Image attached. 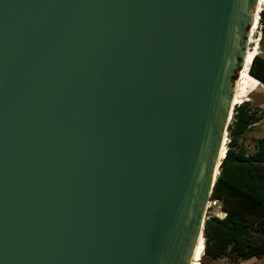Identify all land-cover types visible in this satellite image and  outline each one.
I'll use <instances>...</instances> for the list:
<instances>
[{"label": "water", "instance_id": "95a60500", "mask_svg": "<svg viewBox=\"0 0 264 264\" xmlns=\"http://www.w3.org/2000/svg\"><path fill=\"white\" fill-rule=\"evenodd\" d=\"M256 1L0 0V264H189Z\"/></svg>", "mask_w": 264, "mask_h": 264}, {"label": "trees", "instance_id": "16d2710c", "mask_svg": "<svg viewBox=\"0 0 264 264\" xmlns=\"http://www.w3.org/2000/svg\"><path fill=\"white\" fill-rule=\"evenodd\" d=\"M260 42L264 44V7L259 13ZM248 72L264 83V57L256 54ZM258 109L246 100L233 109L227 126V147L211 197L220 201L222 218L210 216L203 228V255L211 259L244 260L264 255V133L252 147L243 144ZM198 260V261H199Z\"/></svg>", "mask_w": 264, "mask_h": 264}, {"label": "bare ground", "instance_id": "6f19581e", "mask_svg": "<svg viewBox=\"0 0 264 264\" xmlns=\"http://www.w3.org/2000/svg\"><path fill=\"white\" fill-rule=\"evenodd\" d=\"M264 7V0H257L255 9L253 11V20L251 22V26L248 33V39H247V49L245 51V54L243 56V60L241 63V67L238 70L237 78L234 82V88H233V94L230 101V111L229 116L232 114L231 109L233 111L235 107V99L242 97V93L245 90V87L249 86L254 88L256 86V83L258 79L254 76H252L249 72V65L251 63L252 58L256 55V49L258 48V41H259V13ZM252 45V46H251ZM235 104V105H234ZM234 105V107H233ZM227 132L223 133L222 136V142L217 154V158L215 161V170H214V177L216 178V175L218 173L219 165L221 163V160L224 157V154L226 152V142H227ZM203 232L202 228L199 233V236L197 240L195 241V245L193 248V251L190 254L189 258V264H198L199 255L201 253V248L203 247Z\"/></svg>", "mask_w": 264, "mask_h": 264}, {"label": "rangeland", "instance_id": "374dc122", "mask_svg": "<svg viewBox=\"0 0 264 264\" xmlns=\"http://www.w3.org/2000/svg\"><path fill=\"white\" fill-rule=\"evenodd\" d=\"M259 33L260 34H259L258 48L256 49L255 54H260L264 57V44L260 42V37H261L260 28H259ZM246 100H248L252 104L253 108L258 109L257 116L261 118L259 122L252 124V126L249 129V132H247L246 134V139L243 141V144L247 146L250 150V148L254 143L253 141L255 140V138L259 137L262 133H264V83H261L258 80L254 88L249 86L245 87V90L242 93V97L240 96V98L239 97L236 98L234 102L236 105L235 104L234 105L238 106L241 102ZM231 112L233 113L232 109ZM226 137L227 140L229 141V135H226ZM226 148H228L227 142H226ZM217 210L218 209H213V211H217ZM203 254L204 252H202L200 260L198 259L199 260L198 264H264V255L261 257H252L240 261L239 260L233 261L227 258L211 259Z\"/></svg>", "mask_w": 264, "mask_h": 264}, {"label": "built area", "instance_id": "2783aa9c", "mask_svg": "<svg viewBox=\"0 0 264 264\" xmlns=\"http://www.w3.org/2000/svg\"><path fill=\"white\" fill-rule=\"evenodd\" d=\"M213 209H218V210L213 211ZM224 215L225 212L221 208L220 201L210 196V198L207 200V203L205 205L204 219H207L210 216H216L222 218Z\"/></svg>", "mask_w": 264, "mask_h": 264}]
</instances>
